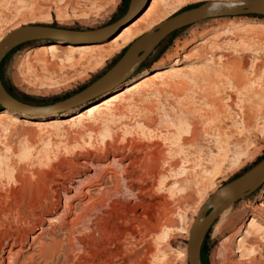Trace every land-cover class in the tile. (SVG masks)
<instances>
[{"label":"rangeland","instance_id":"1","mask_svg":"<svg viewBox=\"0 0 264 264\" xmlns=\"http://www.w3.org/2000/svg\"><path fill=\"white\" fill-rule=\"evenodd\" d=\"M205 1L210 0H164L160 14L166 21ZM133 3L0 0V40L28 24L76 31L108 29L126 17ZM107 41L85 46H103ZM41 45L44 43L14 45L0 59V78L7 92L35 107L60 102L84 90L127 49L90 69L73 71L66 67L53 71L47 70L34 53ZM221 55L225 57L221 63L229 70L219 64ZM177 57L182 62V75L156 80L94 117L73 124L67 121L84 107L143 76L144 71L149 74L170 66ZM219 69L236 73L235 82L239 79L242 85L250 84L243 91L250 94L239 97L246 105L250 104L249 98L257 102L252 105L257 122L250 128L254 132L240 138L242 146L235 149L231 145L225 162L215 170L211 153L216 150L209 137L201 135L193 147L183 146L179 139L186 134L178 126L191 120L199 128L209 123L207 102L215 98L213 81ZM206 76L213 83L205 81ZM215 99L223 102V97ZM75 106L44 118L34 116L47 114L1 113L0 256L9 264L15 259L18 264H189L187 242L192 225L210 211L214 195L222 187L264 159V14L212 18L176 30L142 59L119 87L97 92ZM4 109L0 105V112ZM246 143L254 147L248 148ZM239 151L243 155L238 157ZM162 154L167 159L161 163L166 177L158 179L155 166L160 165ZM130 173L137 179L133 187L126 183ZM140 184L144 188L152 184V188L136 194ZM86 189L91 196L81 197V205L65 212L73 195ZM263 204L264 184L226 209L201 245V264H264V214L259 207ZM154 223L156 233L151 231ZM44 224L48 231L36 245L45 251L46 262L35 256L39 246L28 249L32 236ZM238 229V235L231 239ZM21 233L28 235L25 248L17 246L14 255L9 254L12 237ZM244 235L242 254L236 253Z\"/></svg>","mask_w":264,"mask_h":264},{"label":"bare ground","instance_id":"2","mask_svg":"<svg viewBox=\"0 0 264 264\" xmlns=\"http://www.w3.org/2000/svg\"><path fill=\"white\" fill-rule=\"evenodd\" d=\"M163 1L164 0H150L149 3L147 4V6L145 7V9L136 18H134L127 25L123 26L119 30V32H117V34H115L112 38H110L106 42V44H104L103 46H85L82 44V45H72V46H66L65 45V47H64V46H61L60 44H57V43H49V44H44V45L37 47L36 50L34 51V53L39 58H41V61H42L41 63H43V65L46 67L47 70L57 71L59 69L62 71L64 68L66 69V67L69 69L70 68L73 69V71H75V68L90 69V68H92L93 64L97 65L98 63H102L103 60L108 59L109 57H112L115 54H118L122 50L126 49L136 38L140 37L141 35H143L144 33L148 32V31H151V29H154L157 26H159L161 23H163V21H165V19H166V18H163V16L160 14L161 13L160 9H161V6L163 4ZM210 1H216V0H210ZM219 1H236V0H219ZM138 3H139V0H134L132 8H135V6H137ZM15 29H17V28H15ZM9 47L11 48V46H9ZM9 47H7L5 49V51L10 49ZM99 47L100 48L102 47V48L99 49ZM31 52L32 51H30L29 53H31ZM182 57L185 58L186 55H184ZM218 59L220 60L219 64H222V66H221L222 69L226 68L229 70V68L227 66H224L223 63H221V60H224L225 57L221 55ZM181 63L182 62L177 57L173 61V64H171L170 66L163 67V68H156L155 70H153L149 74H147L146 71H144L143 73H141L143 76L136 78L135 80H132L129 84H127L126 86H124L120 90H117V91L101 98L99 101L84 107L83 109L76 112V114H74V115L71 114L72 116H69L70 119L67 121L69 123L73 124L76 121L80 122V120L84 119L85 117H87V118H89L90 116L94 117L93 116L94 114L100 113V111H103V110L106 111L107 108H110L116 102L123 100L129 94L133 93L134 91H136L140 88L148 86L149 84H151L152 82H154L156 80H162L165 76L172 75V74L173 75H177V74L182 75L180 73L181 68H179ZM208 63H211V62L209 61ZM138 64H139L138 59L133 61L129 65V67H127V69H125V71L119 77H117L115 80H113L110 83L104 84L103 86H101L100 88H98L97 90L92 92L85 100L86 101L89 100L90 98H92V96L97 94V92H100L103 90L109 91V90L115 89L116 87H119L121 82L128 79V77L131 76L135 72V68L138 67ZM238 71L239 70H237V72ZM230 72H231V70H230ZM230 72L227 73V72L220 70V69L217 71L218 74H216L215 79L213 81L214 82V88H213L214 92L212 94L215 95V98L216 97L217 98L223 97V99H222L223 102L220 103L218 101L219 99L216 100L215 98H214V100H209L207 97V99L209 100L207 102V106H209V110L206 111V114H207V117L209 116V118H208L209 123L205 124L206 119L204 118L203 120H205L204 121L205 123L204 122L203 123L205 125L203 124L204 126H202V128H199L201 126H198L197 123L193 120H191L187 123L182 122L178 126V129H180L179 131H181V129H182V132H185V134H186V136H184V137H182V135H181V138L180 137L177 138V139L180 138L179 140H181V142H182L181 145H183V146L189 145V146L193 147V145H195L196 143H199L201 135H203V136L205 135L207 137V139L209 137V139L213 143V146H215V150H216L215 154L211 153V155H212L211 161H213V162H211V164H213L212 166L215 167V170L221 168V165L225 162L226 157L228 156V154L231 150L230 149L231 145L235 146V149L237 146H240V145L242 146V144H240L241 143L240 138H242L246 135H250L251 132L255 131L254 129H250V128H252L253 123L256 121V118H255L256 115H255V112L253 111L252 105L257 104V102L254 101L252 98H249L248 101L250 104L246 105L244 100H242V98H240L241 97L240 95L250 94V93H246V91H245V93H243V91H244V89H247L251 86H250V84H249V86H247L248 85L247 82L244 85L238 83L239 79H237V78H236L237 82H235L234 77L237 76V74L236 73H230ZM240 73H238L239 76H240ZM206 77L207 78H205V81L212 82V80L209 76H206ZM241 77H242V75H241ZM239 82H240V80H239ZM248 91H249V89H248ZM209 94L210 93H208V95ZM102 95H103V93H102ZM206 95H207V91H206ZM246 97H247V95H246ZM0 105L5 107V109L2 110V112H0V115H1V113H12L14 115L27 116V113H30V114H43V113H45V112H41V111L40 112H34V113L26 111L27 112L26 113V112L20 111L17 108L11 106V103H9V102H4V103L0 102ZM75 107L72 106V107H69V108L61 110V111L52 112L49 115L50 116L51 115L57 116L58 113H64V112L69 111ZM200 115H201V113H200ZM47 116H48V114L47 115L34 116V117L44 118ZM199 117H201V116H199ZM253 128H255V126ZM182 132H180V133H182ZM255 134H253V135L255 136ZM233 137H236V139L234 140ZM232 140H234V141H232ZM233 142L235 144H232ZM242 143H243V141H242ZM247 147L248 148L254 147V145L251 143ZM158 153H160V152H158ZM194 153H195V151H194ZM235 153H237V152L235 151ZM164 155L165 154H162L159 158L160 165H158L159 164L158 163L157 166H155V167H157L156 177L158 179H165V177H166L165 173L163 172V170L161 168V163L164 164L166 162L165 160H167V159H165ZM241 155H243V154L241 151H239L237 156L239 157ZM199 158H200V156L198 157V159ZM220 158H223L224 160L221 159V161H220ZM199 160H201V159H199ZM131 163H133V160ZM171 165H172V163H171ZM199 166H200V164H199ZM262 166H264V159H263V162L261 164L255 165L250 170H254V169H257V168L262 167ZM127 167H128V164H127ZM126 178H127L126 183L129 186H132V184L135 182V180L137 181V179L134 176H132L131 173L128 176H126ZM75 182H77V181H75ZM263 184H264V179L261 180L252 191H254L260 185H263ZM141 186L142 185L140 184V187H138V188L136 187V189L138 190L136 192V194L138 192H139L138 194H143L144 192H146L150 188H152L151 187L152 184L150 186H146L145 188L143 186L142 187ZM147 187H149V188L147 189ZM90 196H91V192L89 189H86V190L81 191L77 194H74L73 198H72V204H69L67 206L68 209L65 212L69 213L70 210H75L76 207L81 203L82 199H86ZM226 196H227V186H225L224 188L222 187V190L219 193H217L216 195H214V199H213V202L211 204L213 205L214 203H216L218 201H222L223 199H225ZM81 197H83V198L81 199ZM160 202H158V203L155 202V203L157 205L158 204L160 205ZM142 205H144V204H142ZM146 205H144V206H146ZM151 205H153V204H151ZM162 206L164 207V205H162ZM166 206H167V204H166ZM259 207H262V208H260V211L264 214V204L260 205ZM164 209H165V207H164ZM143 210H146V209H143ZM169 213H170V211H169ZM251 221H252L251 226H254L255 225L254 221L253 220H251ZM45 222L49 223L46 220H45ZM152 222H153V220H152ZM154 224H155V225H153L154 229H151V231L153 233H156L157 223H154ZM169 224H171V223H169ZM151 226H152V223H151ZM165 227H166V229L167 228L169 229L170 225L168 226V224L166 223ZM47 231L48 230H47L45 224L41 225L39 228V232L32 236V243L28 247V249H31V247H33V246H36V247L39 246L35 256H37L38 259H40L43 262H46L48 258L46 257L45 251L42 249V247L40 245L37 246L36 244L39 243L38 239L42 238L43 235ZM238 233H239V229L237 230V232H235L231 235V239L235 238L238 235ZM262 233L264 235V228H263ZM27 236L28 235L26 233H21L20 235L12 237V240H11V243L9 245V249L7 252L11 255L12 254L14 255L13 251L15 250V247L18 246L19 249H24L25 248L24 247L25 238H27ZM189 237H190V235H189ZM246 237H247V234H246ZM94 241H95L94 239H91V242H94ZM188 241H189V239H188ZM263 241H264V237H263ZM244 242H245V235H244V237H242L239 240L238 247L236 248L238 251H236V253L242 254L241 249L243 247ZM83 245L85 246V245H87V243H84ZM242 256L243 255H241L240 257H242ZM29 258L31 260L33 257L31 256ZM29 258L27 257V259H29ZM187 259H188V242H187ZM5 262H6V258L3 256H0V264H9V263H7V262L5 263ZM18 263L19 262H17L16 259L13 261V264H18ZM20 264H27V263L20 262Z\"/></svg>","mask_w":264,"mask_h":264},{"label":"water","instance_id":"3","mask_svg":"<svg viewBox=\"0 0 264 264\" xmlns=\"http://www.w3.org/2000/svg\"><path fill=\"white\" fill-rule=\"evenodd\" d=\"M150 0H139L135 8H130L126 17L108 29L76 31L41 24H28L10 31L0 40V59L9 46L21 43L43 42L65 45H91L105 42L112 38L119 30L136 18L147 6ZM264 14V0H236V1H205L197 6L187 8L170 17L151 32L133 41L120 59L99 79L94 81L79 93L60 102L42 107H35L21 103L12 97L4 88L0 78V102H9L20 111L52 112L61 111L75 106L85 100L92 92L119 77L129 65L138 59H144L161 41L171 33L191 24L220 17L247 16ZM130 15V16H129ZM129 16V17H128ZM10 48V47H9ZM264 179V166L236 177L227 183V196L211 206L210 211L198 219L192 226L188 241L189 264H201L199 253L201 245L210 227L222 212L233 203L247 196Z\"/></svg>","mask_w":264,"mask_h":264}]
</instances>
